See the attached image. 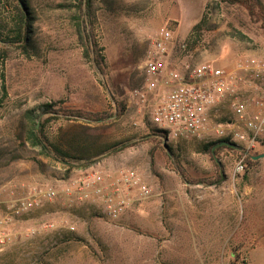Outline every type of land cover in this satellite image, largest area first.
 Masks as SVG:
<instances>
[{
	"label": "rangeland",
	"instance_id": "374dc122",
	"mask_svg": "<svg viewBox=\"0 0 264 264\" xmlns=\"http://www.w3.org/2000/svg\"><path fill=\"white\" fill-rule=\"evenodd\" d=\"M29 2L31 46L0 42V264H264V157L236 171L264 143L223 148L220 166L196 139L170 149L152 135L161 86L145 90V62L165 24L174 31L166 70L264 62V0H92L91 22L80 0ZM0 20L12 27L8 0ZM83 21L105 73L86 56ZM46 103L68 115L35 122L71 164L27 139L28 111ZM231 188L237 207L223 199L206 212L205 192ZM169 189L186 199L168 202Z\"/></svg>",
	"mask_w": 264,
	"mask_h": 264
},
{
	"label": "built area",
	"instance_id": "2783aa9c",
	"mask_svg": "<svg viewBox=\"0 0 264 264\" xmlns=\"http://www.w3.org/2000/svg\"><path fill=\"white\" fill-rule=\"evenodd\" d=\"M174 31L165 24L159 31L145 62V74L148 78L146 92L154 91L157 83L161 89L157 93L154 122L159 129L166 130L158 137L165 146H178L183 139H196L208 142L228 139L230 143L255 147L264 136V110L250 111L255 103L263 107L264 103L254 100L252 93L246 91L251 85L250 74L262 80L258 90L264 94V62L252 58L247 63L215 66L209 62L198 63L181 72L166 70L162 56L173 42ZM245 90V92H244ZM145 95L143 94V97ZM229 104V111L224 108ZM245 157L236 164V171L245 170ZM149 193V190H145ZM46 196L52 199L54 191ZM26 208L33 206L32 201L23 203ZM6 243L0 235V250Z\"/></svg>",
	"mask_w": 264,
	"mask_h": 264
},
{
	"label": "trees",
	"instance_id": "16d2710c",
	"mask_svg": "<svg viewBox=\"0 0 264 264\" xmlns=\"http://www.w3.org/2000/svg\"><path fill=\"white\" fill-rule=\"evenodd\" d=\"M12 6H13V14H14V20L12 23V27L10 29H7V23L2 22L0 20V42L8 43L11 45H19L22 48H27L31 46V27L33 24V16L32 12L30 10V2L29 0H8ZM84 5L86 7V18L87 20L91 22L92 17V0H80V9L83 10ZM11 9V8H10ZM12 10V9H11ZM85 21H83L81 27L84 32V35L80 36L81 39H85L83 44L85 47V53L86 56L92 58V54L95 55L94 59L97 63V66L99 70L102 73H105V59L102 56L101 49L99 48L98 43L90 38V35L86 34V26ZM201 25V24H200ZM200 27V26H197ZM80 29V27H79ZM8 31V32H7ZM81 31V29H80ZM56 104L46 103L41 106H39L37 112L36 110H30L27 113L26 118L29 120V129L27 130V139L32 147H38L41 149L43 153H45L48 156H51L59 161H62L64 163L69 164L71 160L75 159V157H72L71 154L67 151L62 150L57 144L52 142L44 133L45 124H42L39 128L35 122V120L39 119L41 115L43 114H50V117L58 118L59 113H62L63 115H68L67 110L56 108ZM39 111V112H38ZM72 114H76L74 112H71ZM83 117H91V114H85V113H79ZM117 115V113H116ZM92 117L96 118V121H102L104 120V116L101 114L98 115H92ZM90 119V118H88ZM166 130L163 129H156L153 133V136L159 137L161 133H163ZM160 141V140H159ZM264 139H259V143H264ZM161 142V141H160ZM230 141L228 139H218L214 141H208V142H200L202 145L201 150L207 153H210L213 156V159L215 160V163L219 165L218 161L215 158V155H218L219 152L223 148H231L232 147L228 145H222L221 143ZM124 146V145H123ZM165 146V145H164ZM167 147V146H166ZM170 148V146H168ZM171 149V148H170ZM258 155V154H256ZM256 155H247L245 158V169L247 166H254L257 164V160H255L253 157ZM153 156V155H152ZM81 159H84L82 157ZM154 162V159H152V163ZM71 164V163H70ZM220 166V165H219ZM71 167V166H70ZM184 175V173L182 172ZM239 264H248L246 261H242Z\"/></svg>",
	"mask_w": 264,
	"mask_h": 264
},
{
	"label": "crops",
	"instance_id": "0c3cea01",
	"mask_svg": "<svg viewBox=\"0 0 264 264\" xmlns=\"http://www.w3.org/2000/svg\"><path fill=\"white\" fill-rule=\"evenodd\" d=\"M246 91L252 93L253 98L254 97L256 98V96L259 97L261 95L258 92L259 91L258 88L253 86V85L248 86L246 88ZM254 100H256V99H254ZM255 106L258 107L255 103H253V105L250 106V111L251 112H254V110H256ZM182 141H186V139H183ZM223 178H224V174H223ZM176 191H177V189H169V190H166V192L163 193V194L167 195L166 199H167L168 202H170V201H178V200L179 201L180 200L183 201L184 199H186L185 196L183 198H177L175 196L176 195L175 194ZM204 198H205L204 201L206 202V212H208V213H211L213 211V209H212V208H214V207H212L213 202H216V204H217V202L219 204H221L222 200L225 199V201L229 200V202L232 205L233 204L236 205V207H237V204H238V194H237V192L235 193L232 188H231V192H230L229 195L227 193H225L224 196H222V195L221 196L220 195L217 196V193L216 194H212V193H209V192H205ZM219 207L221 208V205H219ZM33 239L37 240V238H33ZM25 241H26V239L23 240V242H25ZM38 242L40 243L41 241L38 240Z\"/></svg>",
	"mask_w": 264,
	"mask_h": 264
},
{
	"label": "water",
	"instance_id": "95a60500",
	"mask_svg": "<svg viewBox=\"0 0 264 264\" xmlns=\"http://www.w3.org/2000/svg\"><path fill=\"white\" fill-rule=\"evenodd\" d=\"M222 145H228V146H230V147H232V148H239V146L237 145V144H232V143H228V142H223V143H221ZM262 157H264V153L263 154H259V155H256V156H254L253 158L255 159V160H258V159H260V158H262Z\"/></svg>",
	"mask_w": 264,
	"mask_h": 264
}]
</instances>
